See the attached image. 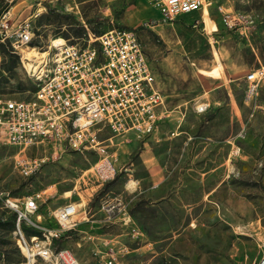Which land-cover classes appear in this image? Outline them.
<instances>
[{"label":"rangeland","instance_id":"1","mask_svg":"<svg viewBox=\"0 0 264 264\" xmlns=\"http://www.w3.org/2000/svg\"><path fill=\"white\" fill-rule=\"evenodd\" d=\"M206 1L209 17L198 12L170 24L159 22L149 0H0V100L29 98L34 85L21 57L37 59L58 37L82 43L83 23L96 34L132 30L165 96L167 117L155 132L112 138L113 175L94 149L38 145L23 153L0 140V192L39 194L37 225L58 229L52 211L78 204V224L52 244L79 264H256L264 252V81L250 94L246 80L264 65V0ZM226 12L234 25L223 21ZM25 27L30 42L14 48ZM199 103L208 105L202 113ZM95 131L108 144L112 132ZM143 150L161 168L156 177H165L154 188ZM131 179L133 191L125 189ZM12 217L0 202V264L25 261ZM23 225L25 238L41 235Z\"/></svg>","mask_w":264,"mask_h":264},{"label":"built area","instance_id":"2","mask_svg":"<svg viewBox=\"0 0 264 264\" xmlns=\"http://www.w3.org/2000/svg\"><path fill=\"white\" fill-rule=\"evenodd\" d=\"M160 23H173L184 15L208 13L206 0H149ZM235 18L226 12L223 21L232 26ZM84 33L78 39L58 37L60 43L48 46L37 59L21 57V63L34 89L29 98L0 100V140L20 152L31 146L51 145L58 149L82 152L94 149L103 155L104 170L111 175L114 167L107 157V146L113 137L144 138L157 130L164 116L165 96L155 84L148 59L132 30L112 28L94 33L83 23ZM16 34L14 48L27 45L31 32L25 27ZM42 54V53H41ZM248 93L256 92L264 81V65L246 74ZM207 103L196 104L202 113ZM107 127L112 135L106 140L96 136V129ZM39 196V194H36ZM35 196V197H36ZM34 196L15 198L0 192V202L15 214L16 244L22 251L23 264H38L36 258L52 264H79L67 251H56L52 240L78 224L73 219L78 204L57 206L52 214L59 224L56 230L37 225L41 214ZM41 229V235L25 238L22 223ZM264 264V252L256 262Z\"/></svg>","mask_w":264,"mask_h":264},{"label":"crops","instance_id":"3","mask_svg":"<svg viewBox=\"0 0 264 264\" xmlns=\"http://www.w3.org/2000/svg\"><path fill=\"white\" fill-rule=\"evenodd\" d=\"M206 14L209 17V13H206ZM202 16L204 17V14ZM167 113H168V109L166 108V105H165V112H164V116L162 118H166L167 117ZM158 125H159V123H158ZM157 129H158V127H157ZM139 155H140V159L142 161L143 166L148 171L150 179L154 180L149 185L148 188H154V187L158 186V184H161L165 180V177H164V175L156 177V175L159 173V170H161V168L159 170L157 169L156 163L154 161V157L150 156V154L147 153L146 150H143L142 152H140ZM109 156H111V158L108 159V160L111 162V165L113 166L112 162L116 160L115 152L112 153V155H109L108 151H107V157L109 158ZM102 161H103V159H102ZM128 175H130V174H128ZM128 181H129L128 184L125 185V189H128V188L131 187V190L133 191L134 189H132V188H136L135 185L138 182V180L131 179V180H128ZM149 202L151 203L152 201H149ZM118 204H119L118 205L119 206L118 207L119 212H121L122 214L126 215L127 219H130V214H129V211H127V209H126V206L124 204H120V203H118ZM41 217H42V215H41ZM41 217L38 220H36V221L39 222Z\"/></svg>","mask_w":264,"mask_h":264},{"label":"trees","instance_id":"4","mask_svg":"<svg viewBox=\"0 0 264 264\" xmlns=\"http://www.w3.org/2000/svg\"><path fill=\"white\" fill-rule=\"evenodd\" d=\"M82 30H85V29H82ZM64 38L69 39L67 36L64 37ZM69 41H70V40H69ZM70 42H71V41H70ZM138 205H140V204H138ZM138 205H137V206H138ZM133 211H134V209L129 210V214H130L133 218H135V217H134V213H133ZM11 219H12V221L15 220V214H14V213H13V217H12ZM135 220H136V218H135ZM138 224H139V223H138ZM21 226L23 227V229H24V228L26 229V227H24L23 223H22ZM53 241H56V239L53 238Z\"/></svg>","mask_w":264,"mask_h":264},{"label":"bare ground","instance_id":"5","mask_svg":"<svg viewBox=\"0 0 264 264\" xmlns=\"http://www.w3.org/2000/svg\"><path fill=\"white\" fill-rule=\"evenodd\" d=\"M60 42H61V39H59V38H56V39L54 40V43H60ZM41 55H43V53L40 54V56H41ZM35 56H37V55H35ZM40 56H39V57H40ZM39 57H38V58H39Z\"/></svg>","mask_w":264,"mask_h":264}]
</instances>
